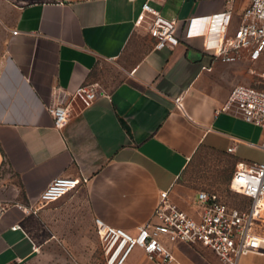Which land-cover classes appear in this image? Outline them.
Listing matches in <instances>:
<instances>
[{
  "label": "crops",
  "instance_id": "crops-1",
  "mask_svg": "<svg viewBox=\"0 0 264 264\" xmlns=\"http://www.w3.org/2000/svg\"><path fill=\"white\" fill-rule=\"evenodd\" d=\"M144 2L176 21L174 46L156 48L147 23H135ZM248 4L0 0V202L8 205L0 219V264H53L59 257L60 264H103L95 218L136 233L159 192L168 191L199 219L198 191L216 192L207 156L227 161V184L237 162L264 160L256 146L264 129L221 109L234 85L260 87L253 74L263 59L225 62L209 49L218 30L213 15L230 9L231 35ZM193 17H205L200 32L188 30ZM82 83L104 92L88 107L70 99ZM59 96L71 108L60 129L48 110ZM58 176L87 182L33 212ZM167 245L174 257L167 264H225L201 245ZM124 264L159 261L134 247ZM238 264H264V252Z\"/></svg>",
  "mask_w": 264,
  "mask_h": 264
},
{
  "label": "built area",
  "instance_id": "built-area-1",
  "mask_svg": "<svg viewBox=\"0 0 264 264\" xmlns=\"http://www.w3.org/2000/svg\"><path fill=\"white\" fill-rule=\"evenodd\" d=\"M204 19L190 18L188 30L200 32ZM212 19L218 30L209 49L215 57L225 62L236 61L245 55L252 61L264 59V0H249L238 27L231 35L227 34L230 9L214 14ZM144 22L156 48L172 47L177 43L176 21L161 17L148 2L142 4L135 21L137 25ZM103 93L97 83H82L75 88L70 99H78L83 107H88ZM179 100L175 99L178 107ZM70 109V104L65 103L61 96L48 108L54 127L60 129L66 124ZM221 109L264 129V85H234ZM256 146L264 151V139ZM227 150L232 151V146ZM86 182L85 176L55 177L41 191L37 207H31L32 211L58 201ZM228 189L247 198L248 205L245 208L232 207L216 192L200 190L196 202L203 206V211L199 219H194L169 199L168 191H160L151 218L140 225L136 233L95 218V232L102 244L104 264H124L134 247H140L150 260L167 264L174 259L167 243L176 241L207 247L225 264H238L239 259L248 253H263L264 160L237 162L231 172ZM7 206L0 202V219ZM12 228H20V225Z\"/></svg>",
  "mask_w": 264,
  "mask_h": 264
},
{
  "label": "rangeland",
  "instance_id": "rangeland-1",
  "mask_svg": "<svg viewBox=\"0 0 264 264\" xmlns=\"http://www.w3.org/2000/svg\"><path fill=\"white\" fill-rule=\"evenodd\" d=\"M260 63L261 64L259 66L258 72L254 71V74H253L257 81V82L255 81L254 85L263 86L264 85V59L261 60ZM206 159L207 160L205 162V165H207L208 169L214 171V174L212 176V181L215 184L214 190L216 191V193L219 194L222 200L229 206L245 208L249 203L248 199L228 189L229 183L228 184L226 183V175L228 172L227 161H220V163L218 162L219 163L218 164L216 161L217 158L210 156V155L207 156ZM211 160H214V161H211ZM101 245L102 244L100 242L99 243L100 250H101ZM101 255H102V252H101ZM102 258H103V255H102ZM53 260H54L53 264H60L62 262V259L60 257L54 258ZM75 261L76 260L74 259H69V264H74L73 262ZM89 262L98 264V261L96 259H90ZM103 264H104V260H103Z\"/></svg>",
  "mask_w": 264,
  "mask_h": 264
}]
</instances>
